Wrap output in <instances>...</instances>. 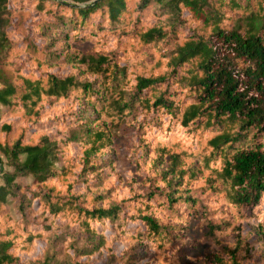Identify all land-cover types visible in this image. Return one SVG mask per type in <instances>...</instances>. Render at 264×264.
<instances>
[{
  "label": "trees",
  "instance_id": "trees-1",
  "mask_svg": "<svg viewBox=\"0 0 264 264\" xmlns=\"http://www.w3.org/2000/svg\"><path fill=\"white\" fill-rule=\"evenodd\" d=\"M0 264H264V0H0Z\"/></svg>",
  "mask_w": 264,
  "mask_h": 264
},
{
  "label": "water",
  "instance_id": "water-1",
  "mask_svg": "<svg viewBox=\"0 0 264 264\" xmlns=\"http://www.w3.org/2000/svg\"><path fill=\"white\" fill-rule=\"evenodd\" d=\"M94 1H96V0H94ZM0 165H1V160H0Z\"/></svg>",
  "mask_w": 264,
  "mask_h": 264
}]
</instances>
